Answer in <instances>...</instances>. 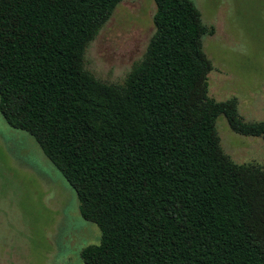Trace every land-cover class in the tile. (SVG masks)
I'll return each mask as SVG.
<instances>
[{"label": "trees", "instance_id": "obj_1", "mask_svg": "<svg viewBox=\"0 0 264 264\" xmlns=\"http://www.w3.org/2000/svg\"><path fill=\"white\" fill-rule=\"evenodd\" d=\"M122 0H0V114L26 132L100 231L84 264H264V164L216 130L261 138L234 99L208 95L214 28L191 0H153L154 32L122 83L85 52Z\"/></svg>", "mask_w": 264, "mask_h": 264}, {"label": "rangeland", "instance_id": "obj_2", "mask_svg": "<svg viewBox=\"0 0 264 264\" xmlns=\"http://www.w3.org/2000/svg\"><path fill=\"white\" fill-rule=\"evenodd\" d=\"M211 63L208 95L234 99L240 118L264 122V0H191ZM153 0H122L85 52V67L103 83H122L154 32ZM220 146L239 165L264 164V142L233 132L219 116ZM98 227L82 219L76 193L26 132L0 114V264H84Z\"/></svg>", "mask_w": 264, "mask_h": 264}]
</instances>
